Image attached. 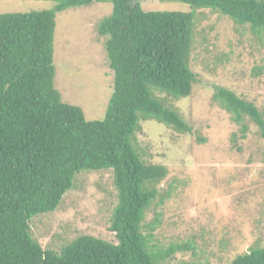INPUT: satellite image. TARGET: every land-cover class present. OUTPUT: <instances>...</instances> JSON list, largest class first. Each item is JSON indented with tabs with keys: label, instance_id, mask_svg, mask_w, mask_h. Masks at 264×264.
Masks as SVG:
<instances>
[{
	"label": "trees",
	"instance_id": "1",
	"mask_svg": "<svg viewBox=\"0 0 264 264\" xmlns=\"http://www.w3.org/2000/svg\"><path fill=\"white\" fill-rule=\"evenodd\" d=\"M104 1L112 11L97 32L107 36L113 93L104 119L87 121L54 85L56 15ZM181 2L192 10L144 11L138 0H60L49 10L0 13V264H165L176 253L195 251L193 239L157 243L159 214L143 225L151 204L158 197L162 203L169 192L157 189L166 168L141 159L135 134L146 120L178 133L192 130L165 98L190 96L196 81L189 67L195 11L219 12L261 36L264 0ZM212 99L238 125L241 139L248 129L245 117L264 139V109L223 87H215ZM100 170L113 176L109 230L116 243L80 235L57 251L42 248L31 235V219L55 211L78 173ZM229 264H264V240Z\"/></svg>",
	"mask_w": 264,
	"mask_h": 264
},
{
	"label": "rangeland",
	"instance_id": "2",
	"mask_svg": "<svg viewBox=\"0 0 264 264\" xmlns=\"http://www.w3.org/2000/svg\"><path fill=\"white\" fill-rule=\"evenodd\" d=\"M60 0H0V13L53 8ZM144 11L190 12L181 0H138ZM109 1L71 7L56 15L54 85L64 103L79 107L87 121L105 117L113 93V72L99 36L101 20L111 14ZM189 67L196 75L190 96L165 104L191 127L178 133L155 120L140 122L135 145L147 164L162 165L166 178L157 186L165 195L146 211L143 225L156 214L157 243L194 240L195 251L176 253L165 264L195 260L229 264L264 240V139L247 117V132L212 99L223 87L264 109V33L239 25L210 9L195 11ZM233 134L236 135L235 139ZM116 204L112 172L82 171L58 208L33 217L32 237L44 249L59 250L80 235L116 243L109 230ZM195 253V256L194 254Z\"/></svg>",
	"mask_w": 264,
	"mask_h": 264
}]
</instances>
